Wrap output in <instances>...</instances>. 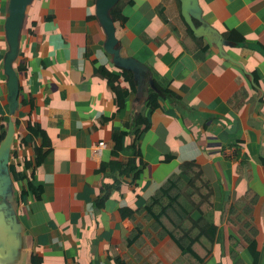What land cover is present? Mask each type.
<instances>
[{
	"label": "crops",
	"instance_id": "1",
	"mask_svg": "<svg viewBox=\"0 0 264 264\" xmlns=\"http://www.w3.org/2000/svg\"><path fill=\"white\" fill-rule=\"evenodd\" d=\"M95 2L31 0L11 62L12 104L9 0H0V132L14 127L5 164L0 156V264H30L31 254L41 264H147L139 249L138 263L128 258L123 240L134 224L122 210L144 205L185 162L199 165L210 188L202 216L217 227L212 251L192 263L169 236L154 244L145 236L148 264H264V0H197L192 20L208 29L198 46L181 0H119L128 15L114 23L123 63L104 48ZM43 147L21 180L24 159ZM248 189L255 257L222 218Z\"/></svg>",
	"mask_w": 264,
	"mask_h": 264
},
{
	"label": "trees",
	"instance_id": "2",
	"mask_svg": "<svg viewBox=\"0 0 264 264\" xmlns=\"http://www.w3.org/2000/svg\"><path fill=\"white\" fill-rule=\"evenodd\" d=\"M126 12H123L118 5H114L109 9V16L114 23L124 24L128 16ZM187 28L193 45L198 46L194 39L196 35L188 26ZM233 33L229 31L225 33V37L230 40L243 39V36ZM118 46L117 44L116 47L118 48ZM206 46L203 45V48ZM106 75L110 80V86H112L111 78L115 80L116 76L108 70ZM124 93L120 91L119 95H124ZM2 128L0 125V130ZM5 133L4 130L0 132V141L5 137ZM117 148L118 146H116ZM45 151V147H43V152L36 148L34 156L30 155L24 159L23 171L20 173L21 180L28 179L26 173H33ZM247 165H249L248 162H246ZM179 168L180 174L175 173L168 176L140 208L122 210L124 215L131 217L134 224L132 231L124 238L123 243L127 248L128 258L137 261V263L145 253L150 257L147 264L155 261L153 253L145 242V236L149 237L153 244L162 237L169 236L178 245L182 255L192 263L203 261L212 251L217 227L214 224H209L202 216L212 203L209 185L201 168L195 162L181 163ZM185 177H188L189 180H185ZM255 202V195L251 189H248L222 213V218H226L225 221L231 231L232 241L236 242L239 250L250 254V257L256 255L254 247L257 229L252 220ZM195 213H198V216H194ZM226 214L227 216H225ZM137 249L144 253L142 258L135 257L133 250L137 251ZM242 259L247 263L250 261V259L247 261L243 255ZM30 264H41V260L31 254Z\"/></svg>",
	"mask_w": 264,
	"mask_h": 264
},
{
	"label": "water",
	"instance_id": "3",
	"mask_svg": "<svg viewBox=\"0 0 264 264\" xmlns=\"http://www.w3.org/2000/svg\"><path fill=\"white\" fill-rule=\"evenodd\" d=\"M118 1L119 0H96L95 15L106 34V39L104 41L105 50L113 55V60L116 63H123L125 59L119 57L118 49L116 47L117 38L115 35V24L109 16V9L116 5ZM30 2L31 0H9L8 4L9 11L5 22V29L9 44V51L5 57L4 69L8 76L7 86L9 99L12 104L16 103L18 95V79L11 62L16 57L18 51V36L20 27ZM196 4L197 0H181V14L194 35L200 36L202 33L206 34L208 29L202 25L196 26L192 20L191 11L196 8ZM13 133V123L12 121H9L5 137L0 141V156H2L3 164L7 162L9 148L11 147L13 141Z\"/></svg>",
	"mask_w": 264,
	"mask_h": 264
}]
</instances>
